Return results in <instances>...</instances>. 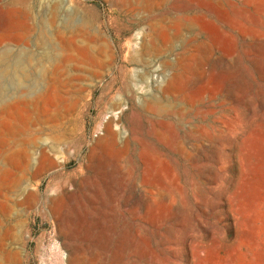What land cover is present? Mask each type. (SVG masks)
<instances>
[{"label": "rangeland", "instance_id": "rangeland-1", "mask_svg": "<svg viewBox=\"0 0 264 264\" xmlns=\"http://www.w3.org/2000/svg\"><path fill=\"white\" fill-rule=\"evenodd\" d=\"M56 1L43 0L42 13L40 0H0L5 8L24 6L32 27L26 43L0 44L8 52L0 102L11 105L0 111V233L9 232L0 249L20 258L0 264H68L70 251L83 264H264V0H59L55 20ZM64 21L99 35L108 50L102 68L84 63L60 73L71 79L65 98L84 90L82 148L54 139L53 98L38 107L29 101L59 75L48 72L44 55L42 77L31 66L42 50L59 49L54 39ZM152 41L159 52L144 53ZM179 57L182 79L169 91L163 62ZM18 95L30 104L18 106ZM108 123L130 140L121 168L100 159L87 170L86 155ZM22 147L30 154L43 148L57 167L18 172L8 160ZM81 167L89 186L51 202L50 186L77 185ZM6 170L12 177L3 185ZM139 183L167 191V203L181 212L170 213L158 195L152 204L134 194ZM29 191L36 195L27 199Z\"/></svg>", "mask_w": 264, "mask_h": 264}, {"label": "bare ground", "instance_id": "bare-ground-1", "mask_svg": "<svg viewBox=\"0 0 264 264\" xmlns=\"http://www.w3.org/2000/svg\"><path fill=\"white\" fill-rule=\"evenodd\" d=\"M55 3L54 18L55 20H60V18L62 17L63 4L59 0H57ZM40 6L43 13V0H40ZM28 21L29 14L24 6L11 5L10 7L5 8L0 5V44L10 42H15L16 44L26 43L29 39V30L32 28L29 25ZM153 39L155 38H152V40ZM39 40L41 43H43V33L41 34ZM54 40L59 43V49L57 51H54L53 49H46L44 52L42 50L40 52V55L34 57V61L32 57L31 60L33 61V63L31 67L38 70V73H40L39 77H42L44 55V59L48 64V72H51L55 76L57 73H59V75L57 74L58 77H55L53 79L51 78V80H49V90L47 93H43V89L36 90L29 101L32 105L38 107V105H40L43 100H49L53 98L57 106L54 108V110L50 109L48 113L54 111L55 120L60 121L59 125L55 124L53 125V128H51L54 131H57L54 139L59 142L66 143L69 146H73L75 145V143H78L80 144V148H82V143L85 140L86 133L84 129L77 128V122H79V119L83 114L82 106L84 105L85 100L84 90L81 88L76 89L75 95L65 98L63 96V92L65 93L64 90L69 85V80L71 79L64 80L62 74L60 73L69 65H73V67H71V70L78 68V65H83L84 63H87V65L91 69L104 67L105 65L102 63V58L108 52L107 45L99 35L91 36L82 27L70 25L66 21H64L63 26H61V28L57 31ZM79 42H81L83 45H79ZM152 42L153 43H151L150 45H145L143 47L144 53L154 54L156 52H159L160 48L154 43V41ZM7 54L8 52L5 50L0 52V62L2 64L6 61ZM26 57L19 58L15 62V67L19 68L25 66L24 63L28 62V59H30V56ZM78 58H82L84 62L80 61ZM132 60L137 61L139 60V57ZM163 66L164 69L168 70V72L171 74L168 84V90L171 91L178 89L185 67V59L181 57L174 60L165 59L163 62ZM127 68L125 66V68L121 69V71L125 74L129 69ZM109 88L110 87H108V89ZM49 91H52V93H50ZM119 91L121 93L123 92L124 94L122 88H120ZM106 95L107 92L105 90L103 97H106ZM16 97V104L18 106H26L27 104H30L29 101H27V99H25L22 95H18ZM120 97L121 94L120 96L118 94V98ZM10 106L11 105H9L8 102H0V111L8 110ZM123 137L125 136H121V131H119L118 126H116V128L114 129L112 128L111 123L106 124L105 135L100 138L98 144L95 147L91 148L89 153L86 155L89 159V162L86 165V169L88 170L95 160L100 159L111 160L115 163V165L117 164L119 168H121L119 159L123 156V154H127L130 146V140L123 141ZM43 150L44 149L42 148L39 153L33 150V152H31L30 154L25 147H22L15 154L14 158L10 156L8 163L10 162L11 164H13L18 172L22 170H28L29 174H31L32 176L38 175L43 171V169H55L57 167V162H55V160L46 151ZM11 173L7 170L3 173V185H7V182L11 179ZM77 173H81L83 175L77 185L68 183L67 181L65 183L55 182L50 186L52 196L49 197V200L51 202L63 203L66 199L73 196L74 190H77L81 187L86 188L89 186V177L85 175L84 168H79V170L75 171L74 174ZM53 175L55 179L58 177L56 173H53ZM16 176L17 180L21 181L23 180L24 173L20 174V176L19 174L14 175V178ZM71 188L73 189V191L70 190ZM132 190L134 194H139L140 196L143 194L144 198L148 201L150 200L152 204H154L156 201L153 195H158L160 201L167 206L170 213L174 212L175 210L180 213L182 210V207L180 205H176L173 202L167 203V200L169 199L168 192L159 189L156 184H153L148 190H146L142 188L141 184L139 183L138 185L135 184ZM35 195V192L29 191L27 199ZM10 206L11 205L9 203H4L1 207L2 212L7 213ZM129 210L134 214L137 213L136 207L129 208ZM178 213L175 212L176 215ZM4 232L0 233V236L2 238H5L9 235L8 231H6L5 233ZM63 233L64 228L61 224H59L58 234L62 235ZM66 244L67 242L64 241V245ZM119 256L120 255H117L115 259H119ZM0 261L4 263H19V253L8 249H0ZM67 261L68 264H83L81 256L74 251H70L67 257Z\"/></svg>", "mask_w": 264, "mask_h": 264}]
</instances>
